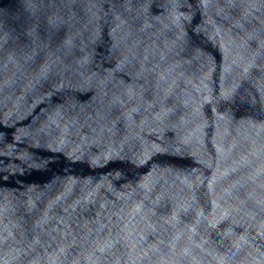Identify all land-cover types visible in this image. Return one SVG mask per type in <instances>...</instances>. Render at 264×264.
<instances>
[{"label": "water", "instance_id": "obj_1", "mask_svg": "<svg viewBox=\"0 0 264 264\" xmlns=\"http://www.w3.org/2000/svg\"><path fill=\"white\" fill-rule=\"evenodd\" d=\"M0 264H264V0H0Z\"/></svg>", "mask_w": 264, "mask_h": 264}]
</instances>
